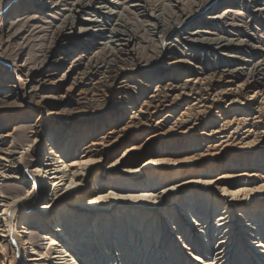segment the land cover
Returning a JSON list of instances; mask_svg holds the SVG:
<instances>
[{"label": "bare ground", "instance_id": "bare-ground-1", "mask_svg": "<svg viewBox=\"0 0 264 264\" xmlns=\"http://www.w3.org/2000/svg\"><path fill=\"white\" fill-rule=\"evenodd\" d=\"M109 3L115 1H74L69 13L53 24L49 51L39 66L25 71L24 65H18L26 72L27 83L35 77L57 83L53 93L29 99V107L16 103L22 97L16 86H9L11 73L0 60V107L36 113L30 140L21 148H13L14 127L0 133V264H83L79 254L87 245L94 242L105 252L100 239L110 247L113 227L118 228L116 236L125 229L126 224L115 220L121 217V205H127L126 210L132 214L161 212L162 217L156 214L158 218L153 221V226L161 224L158 230L152 231L149 226L147 231L162 239V249L168 245L173 248L171 254L181 252L187 264H229L234 234L243 236L241 246L248 242L249 255L255 251L260 254L261 259L256 258L254 264H264V213L249 208L264 203V174L258 177L246 163L258 160L264 166V66L252 63L247 77L237 82L243 66L260 54L264 56V49L252 42V37L235 41L224 36L203 37L201 30L180 27L167 39L182 40L186 44L182 50L167 49V41L164 46L158 45L161 65L176 55L165 68V79L154 70L159 66L154 62L150 70L138 71L141 80L132 86L125 80L133 79L143 62L134 46L136 27ZM127 3L142 16L156 19L147 26L152 35L186 22L191 15L178 8L176 15L161 20V13H147L144 0ZM193 4L198 6L197 1ZM46 9L59 8L49 4ZM262 14L264 7L256 8L250 18ZM225 17H210L208 26ZM78 21L82 23L75 32ZM87 35L91 40L87 38L84 44ZM187 56L191 59L186 61ZM235 61L237 66L233 65ZM65 65L60 77L49 80ZM72 73L70 86L61 92L59 81ZM118 76L123 79L114 87ZM88 97L90 102L81 101ZM92 101L99 103L98 108ZM58 103L70 106L60 110ZM85 109L89 110L87 114ZM93 109H100L104 115L96 120L99 114L90 111ZM59 112L65 118H58ZM13 120L8 123L13 124ZM74 123L77 125L73 127ZM127 143L130 145L126 147ZM230 149L236 153H229ZM35 150L38 154L34 162L23 166ZM96 171L99 177L87 185ZM118 172H122L121 187L109 182V177ZM8 180L21 184L24 193L4 194L1 184ZM155 182L164 185L155 191ZM35 187L41 193L38 198L44 194L47 202L33 213L38 199L34 200L32 193ZM210 195L224 208L212 231L218 238L213 247L207 245L206 238L211 230L202 227L199 231L201 227L195 224V217L205 210L191 211L187 206L190 203L194 208L200 204L198 197L208 201ZM32 204L33 209L28 211ZM56 206L68 207V211L64 209L55 217L51 209ZM233 209L242 210L238 219L245 224H237ZM185 213L189 215L187 220L183 218ZM27 217H37L35 221L51 252H42L32 243ZM118 238L121 251L133 243L122 235ZM99 251L98 256L92 255L95 263L102 255ZM112 255H104L106 263Z\"/></svg>", "mask_w": 264, "mask_h": 264}, {"label": "rangeland", "instance_id": "rangeland-1", "mask_svg": "<svg viewBox=\"0 0 264 264\" xmlns=\"http://www.w3.org/2000/svg\"><path fill=\"white\" fill-rule=\"evenodd\" d=\"M74 1L76 0H0V60L2 63H4L5 68L8 67L6 69H8L11 73L9 76V86L13 88L16 86L15 88H17V93L22 97L19 100H15L16 103L22 102L23 105L26 104L27 107H29V99H35L38 95H48L54 92V88L57 83L54 85L53 83L48 82L44 78L35 77L32 79V81H29L27 83L26 72L24 73V69L18 65H24V67L26 68L25 71L27 69H35L37 66H39L41 59L49 51L51 30L53 26L60 22L69 13V9L72 7ZM113 1H115V4L109 3V6H112V9H114L115 11L122 12L124 18H128L130 22H132V25L136 27V43H134V46L136 47V50L138 52V57L143 62L142 66L139 67V70L136 71L137 73H135L134 76H131V78L133 79L125 80L126 83L132 86L136 84V80H141V77L138 76L139 73L150 70L149 65L153 64L154 62H157V65H159L156 66L154 70L157 71V74H159L163 79H165V75L163 76L165 68L168 66L169 62L175 59L176 55H173L167 61H164L165 63H162L161 65V62H159L157 58V53H159V46L161 43L164 46L165 42L167 41V49L169 47H175V51L177 50V52L179 49L182 50L186 46V44L182 40H177V38L173 40L167 39L168 36H172L174 34V31L180 27L190 29L191 31L195 29L199 31L201 30L202 32H200V35L203 37L224 36L226 38L233 39L234 41L252 37V42L264 49V14L259 15L258 17L253 19L250 18V15L254 9L264 7V0H144L148 4L147 13H161V20L168 19L169 15H176L178 12V8H181L187 14H191L190 18H188L186 22H182L179 25H174V28L172 27L171 29H168V31L166 29L163 33H160L159 35L150 34V32L148 31L149 28H147L149 24L156 21L155 18L150 17L148 15L142 16L137 10H134L132 7L129 6V4L127 3L128 0ZM196 1L198 3V6H194L193 4ZM49 4L52 6L57 4L59 9L48 11L46 7ZM219 14L225 15L226 17L221 21L217 22L215 26L210 28L208 26V23H210V17ZM197 15L199 17L196 18ZM78 17L81 18L82 16L78 15ZM80 23L82 22L78 21L74 24L75 32L79 28ZM91 35L83 37V39H85L84 44L88 43V40L86 41L87 38L91 40ZM185 59L187 61L190 60L191 57L187 56L185 57ZM254 62H260L262 66H264V56L260 54L259 56L254 57L253 62H251V64L244 65L240 76L241 78H239L237 82H240L247 77L249 70L252 68V63ZM225 64L226 63L224 61L222 65L225 66ZM233 65L237 66V61L233 62ZM67 66L68 65L63 66V68L58 71L59 74H55V76L53 78L50 77L51 79L49 80H55L56 78L60 77L62 75L61 73L66 70ZM21 69L23 71H21ZM138 71L140 72L138 73ZM72 77L73 73L66 80L59 81L61 83V92H64L65 89L70 86L72 82ZM122 77L123 76H118L115 79L113 83L114 87H117L121 84V80L123 79ZM156 82L157 80L154 81L153 84H156ZM81 101L90 102L89 97L88 100L84 98L81 99ZM92 102V106L98 108L96 106L99 103L97 101ZM69 106L70 104L58 103L57 107L61 110L62 107L69 108ZM234 108L236 109L237 107ZM87 110L88 109L84 110V114H87ZM90 111H95L96 115L99 114V117L96 118V120H99L102 115H104V113L99 112L100 109L98 111L97 109H93ZM45 112V109H43V113ZM63 112L58 113V118H65ZM64 114L67 115V113ZM79 115L81 116L82 112H80ZM10 119L15 121V124H9L8 120ZM35 119L36 113L23 112L18 108L5 109L0 107V133H6L10 131L12 127H14L15 130L13 132L12 137V142L14 143L13 148H21V146H24V144H26L30 140V132L32 130ZM59 124L60 122L57 121L56 125ZM75 125H77V123H74L72 126L74 127ZM150 132L151 131L145 132L141 135V138H144L145 135ZM129 145L130 143H127L126 147ZM230 152L231 154L236 153L234 150L231 149L229 150V153ZM37 154L38 153L35 150L33 152L32 157H26L23 161V166L33 163ZM191 154H195V151H193ZM251 161L252 160L250 159V161L246 162L248 163L249 169H252L253 173H255L256 175L259 174L258 177H263L264 166H260L261 162H259L258 160L256 161V163ZM150 164L151 163H149V165ZM147 167L149 166L147 165ZM121 173L118 172L114 176L109 177V182L113 183V185L114 183H116V187H121L122 182L119 180L121 179ZM98 177V171L91 174L88 179L87 185L92 184V182ZM118 180L120 181V183L118 182ZM163 185L164 184H158L157 182H155L152 186V189L157 191ZM102 186L106 187L105 184H103ZM23 189L24 187L19 183L17 184L15 180H8L5 181V183L3 182L1 184V191L4 194L10 196H15L16 194L19 195L21 193H24L25 190ZM27 189H30V187L27 186ZM32 193L35 198L34 200H36L41 194L36 187L34 188ZM42 196L43 197L37 199L36 208L33 213L37 212L38 208H40L43 204L47 202L44 198V194ZM198 198L199 199H197V201L200 203L199 205H196L194 206V208H192V204L189 203L187 206H189V210L191 211L196 210L198 208L201 210H205L204 212L202 211L203 213L201 211L200 213H198L200 217L199 215H197L198 217H195V220L197 221L195 224L201 227L199 231L202 230V227H205L204 229L211 230V233H209V236L213 237L211 242L209 243L210 237L206 238L208 239L207 245L210 244V247H213L218 241V238H216L217 233L213 234L214 232L212 231L217 228L219 224V222H217L219 220L218 217L220 216V213L224 210V208L223 205H221L220 203H216V201L214 200L215 196L213 195H210V199H208V201L200 200V197ZM204 202L208 205L204 206ZM30 207L31 209H29L28 211L33 209L34 204L30 205ZM120 207H123L120 210L122 211L120 213L121 217H116L115 220L123 222L124 225L126 224V227L123 231H121V233H119V235H117L119 237L122 235L125 241L133 240V243L131 245H127L128 248H126L125 251H121L122 242H120L118 236H116L118 228L113 227L114 240L111 241L110 247L106 246L104 239L100 240H102L104 243L102 247L105 249V252H103V250H101L100 247L94 242V244L92 243L90 245H87L85 247L86 250L83 251L84 253H81V255L79 254V259L83 264H94L96 260H92V255L97 254L98 256L99 254L97 252L99 250H101L99 251V253L102 255L98 260L99 263L95 264H187L185 258L182 259L181 252L171 254V250L173 248L169 246L171 248L170 249L168 245H166V249H162V239L156 237V235H153L154 233L152 231L156 232L158 230V227H160L161 225L160 223L156 222V226H153L154 219L158 218L155 215L157 214L160 215L159 217H162V215L160 214L161 212H152L149 210L146 212V214L139 215L132 214L129 209L126 210L127 205H121ZM249 208H259L261 210L259 212L264 213V203L262 202L260 204H254ZM64 209L68 211V207H53L51 209L52 215L55 217L60 216L64 212ZM231 213L233 216H235L233 219L236 220L238 219V217H241L242 210L233 209ZM188 216L189 215L187 214L185 217L183 216V218L187 220ZM36 218L37 217H27V222H25V224L27 226L28 237L31 238L30 240L35 246H37L39 250H41L42 252H48L50 251V246L48 245V242L43 239L44 236L42 230L39 229L37 226V221H35ZM258 219L260 218L257 217L256 220L258 221ZM237 221L238 225L246 223L243 220L240 221V219H238ZM72 222L75 223V221ZM149 226H152L151 233L147 231ZM230 236H232V233H230ZM241 238L244 239L242 235L241 237H238L237 234H234V236L231 237V248L233 247V249L230 248L231 250L229 253L230 255L228 262L229 264H241L245 261H249V263L247 262L248 264H254L256 258L261 259V257L259 256L260 254L255 251L254 255H249L250 249L248 250V247L246 246V243L248 242L244 241L245 244L242 243L241 246ZM147 239L151 240L150 243H145V240ZM208 252L211 253L212 251ZM107 253L113 254L112 256H110V258H108L109 263H106V257L104 256L107 255ZM123 255L125 256V260L123 259Z\"/></svg>", "mask_w": 264, "mask_h": 264}]
</instances>
